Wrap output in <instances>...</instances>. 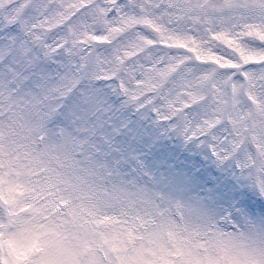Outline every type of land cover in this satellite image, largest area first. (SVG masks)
I'll return each mask as SVG.
<instances>
[{"label": "snow or ice", "instance_id": "snow-or-ice-1", "mask_svg": "<svg viewBox=\"0 0 264 264\" xmlns=\"http://www.w3.org/2000/svg\"><path fill=\"white\" fill-rule=\"evenodd\" d=\"M146 225L112 264H264V0H0V131ZM0 173V264H80Z\"/></svg>", "mask_w": 264, "mask_h": 264}, {"label": "rangeland", "instance_id": "rangeland-1", "mask_svg": "<svg viewBox=\"0 0 264 264\" xmlns=\"http://www.w3.org/2000/svg\"><path fill=\"white\" fill-rule=\"evenodd\" d=\"M27 125L36 130H27V134L23 131L28 141L19 145H11L5 129L0 131V159L4 164L2 168L5 167L1 173L9 174L4 175L6 180L23 184L28 189L22 193L21 199L42 207L46 220L64 231L69 247L80 256V264H112L115 254L111 245L123 242L130 227L135 226L138 233L146 227L139 222L141 214L134 209L120 207L108 198L103 188L84 183L78 186L62 183L60 178L64 171L53 169L52 160H59L55 146L37 155L36 141L32 136L40 125L38 121ZM12 163L15 166L10 167ZM55 169L59 170V167ZM63 184L66 186L57 192L52 191ZM130 210L135 213L131 221L123 215ZM136 218L139 221H135Z\"/></svg>", "mask_w": 264, "mask_h": 264}, {"label": "trees", "instance_id": "trees-1", "mask_svg": "<svg viewBox=\"0 0 264 264\" xmlns=\"http://www.w3.org/2000/svg\"><path fill=\"white\" fill-rule=\"evenodd\" d=\"M26 122L28 121H16L13 126H5L3 128L7 132L6 135L8 136V139H11L10 141L12 145H19L27 141L25 140V135L22 134Z\"/></svg>", "mask_w": 264, "mask_h": 264}]
</instances>
